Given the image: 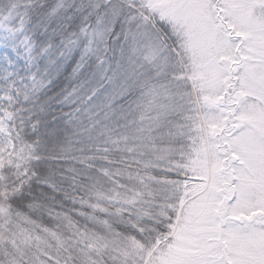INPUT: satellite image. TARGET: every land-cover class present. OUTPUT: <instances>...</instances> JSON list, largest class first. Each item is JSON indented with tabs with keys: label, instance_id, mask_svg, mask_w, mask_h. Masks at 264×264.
<instances>
[{
	"label": "rangeland",
	"instance_id": "obj_1",
	"mask_svg": "<svg viewBox=\"0 0 264 264\" xmlns=\"http://www.w3.org/2000/svg\"><path fill=\"white\" fill-rule=\"evenodd\" d=\"M84 1L76 41L97 77L81 86L92 97L88 134L101 147L94 155L84 152L86 170L80 175L81 202L90 212L83 224L67 221L68 229L29 215L21 229L28 246L19 245L21 236L11 234L3 213L29 189L33 161L55 169L65 156L66 142L47 145L34 103L49 86L44 75L64 51L56 37L62 32L58 17L72 15L79 0L0 3V235L14 238L17 253L24 254L15 264H58L50 261L55 246L66 247L56 258L70 264H177L187 251L170 245L173 233L152 238V218L182 215L215 173L212 152L229 108L228 73L221 65L229 61L205 51L202 0ZM99 8V20L88 24ZM153 15L158 28L170 30L171 20L194 41L183 59L172 40L153 31ZM257 39L264 48V38ZM132 52L136 65L129 67ZM254 75L264 80V73L254 69ZM241 117L259 118L247 112ZM184 183L196 184L186 189Z\"/></svg>",
	"mask_w": 264,
	"mask_h": 264
},
{
	"label": "snow or ice",
	"instance_id": "obj_2",
	"mask_svg": "<svg viewBox=\"0 0 264 264\" xmlns=\"http://www.w3.org/2000/svg\"><path fill=\"white\" fill-rule=\"evenodd\" d=\"M200 6L208 25L205 51L229 61L221 65L229 108L212 152L215 173L182 215L172 214L169 243L187 251L180 264H264V80L254 75V69L264 73L257 39L264 38V0H202ZM156 21L153 15V31L172 40L182 59L193 50L180 25L168 20L169 30ZM243 112L259 118L244 120Z\"/></svg>",
	"mask_w": 264,
	"mask_h": 264
},
{
	"label": "trees",
	"instance_id": "obj_3",
	"mask_svg": "<svg viewBox=\"0 0 264 264\" xmlns=\"http://www.w3.org/2000/svg\"><path fill=\"white\" fill-rule=\"evenodd\" d=\"M4 1L7 0H0V3ZM85 3L84 0H79L72 15L67 12L58 17L62 32L56 37L57 41L62 42L64 51L53 65L52 71L44 75V79L49 81V86L34 103L36 118L46 126L43 136L47 145L52 146L57 140L66 142L68 146L65 144V156L55 169H49L40 160L33 161L29 165V189L7 204L3 213L5 226L9 228L11 234H20L19 245L22 246H28L21 229L29 215L34 214L60 227L66 226L65 229H68L72 226L66 225L67 221L83 224L87 222L86 217L90 212V209L81 202L80 196L85 195V192L80 189L79 182L83 180L80 175L86 170L85 157L88 158L90 153L94 155L101 147L100 143L88 134L87 124L92 115L90 108L92 97L84 91L85 86H81L84 82L90 84L97 77L96 73L86 68L82 42L76 41L81 30L79 9ZM94 12L88 24L96 23L103 14L100 8ZM260 45L262 44L259 43V50L264 51ZM75 46L78 47L76 52L73 50ZM73 68L78 69L77 73L73 72ZM70 140L75 142L71 143ZM84 152L88 153L87 156ZM184 184L186 189H192L196 183ZM47 208L51 211L47 212ZM55 212L57 217L54 216ZM171 217L172 213L163 219L152 218L155 223L153 230L157 228L158 232L152 230L150 236L152 238L156 236L158 239L173 233L175 220L169 224ZM6 238L7 236L0 235V264H15V261H23L24 254L17 253L14 238L10 236ZM65 251L67 252L66 247H53L51 253L54 259L50 261L57 260L58 264H70L67 262L68 259L56 258L65 254ZM103 264L112 263L106 261ZM177 264H180V261H177Z\"/></svg>",
	"mask_w": 264,
	"mask_h": 264
},
{
	"label": "bare ground",
	"instance_id": "obj_4",
	"mask_svg": "<svg viewBox=\"0 0 264 264\" xmlns=\"http://www.w3.org/2000/svg\"><path fill=\"white\" fill-rule=\"evenodd\" d=\"M136 56H135V52H132L129 54V56L126 58V60H128L130 63H133V64H129L128 66H132V65H136ZM136 132V131H134Z\"/></svg>",
	"mask_w": 264,
	"mask_h": 264
}]
</instances>
